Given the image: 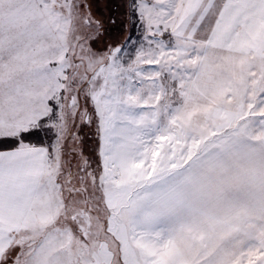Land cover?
Wrapping results in <instances>:
<instances>
[{"label": "snow or ice", "instance_id": "1", "mask_svg": "<svg viewBox=\"0 0 264 264\" xmlns=\"http://www.w3.org/2000/svg\"><path fill=\"white\" fill-rule=\"evenodd\" d=\"M0 264H264V0H0Z\"/></svg>", "mask_w": 264, "mask_h": 264}]
</instances>
